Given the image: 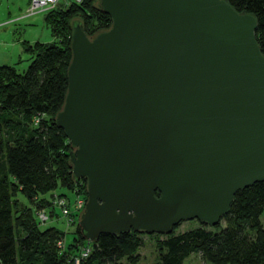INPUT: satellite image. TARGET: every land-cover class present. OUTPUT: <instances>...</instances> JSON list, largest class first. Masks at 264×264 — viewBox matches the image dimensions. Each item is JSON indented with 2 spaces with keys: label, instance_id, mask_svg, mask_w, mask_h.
Masks as SVG:
<instances>
[{
  "label": "water",
  "instance_id": "water-1",
  "mask_svg": "<svg viewBox=\"0 0 264 264\" xmlns=\"http://www.w3.org/2000/svg\"><path fill=\"white\" fill-rule=\"evenodd\" d=\"M72 20L54 114L85 179L83 236L213 225L234 192L264 179V56L256 20L226 0H97ZM229 264V263H222Z\"/></svg>",
  "mask_w": 264,
  "mask_h": 264
},
{
  "label": "trees",
  "instance_id": "trees-1",
  "mask_svg": "<svg viewBox=\"0 0 264 264\" xmlns=\"http://www.w3.org/2000/svg\"><path fill=\"white\" fill-rule=\"evenodd\" d=\"M226 1L254 16V37L264 56V0ZM43 12L54 40L27 44L31 56L21 72L0 64V264H75L84 245L89 251L76 264H135L132 253L141 244L137 231L99 233L88 240L77 223L78 212L70 221L74 234L65 242L63 230L41 225L32 216L34 200L53 211L54 194H43L58 185L79 190L85 200V179L75 180L71 173V146L54 114L66 88L71 21H79L89 35L110 23L97 0L58 4ZM17 191L29 202L21 209ZM220 219L224 224L218 229L199 222L158 241L165 249L161 264H181L190 252H199L211 264H264V179L237 189Z\"/></svg>",
  "mask_w": 264,
  "mask_h": 264
},
{
  "label": "rangeland",
  "instance_id": "rangeland-1",
  "mask_svg": "<svg viewBox=\"0 0 264 264\" xmlns=\"http://www.w3.org/2000/svg\"><path fill=\"white\" fill-rule=\"evenodd\" d=\"M26 4L27 0H0V64H10L19 72L26 68L30 60L31 53L25 49L27 44H31L34 41L46 42L54 40V36L50 32V27L43 18L44 12L38 11L24 15ZM76 191L79 192L77 189ZM61 192L65 193L64 196L68 199V205L70 206L75 198L76 192L62 186L58 185L53 190L44 193L43 196L49 198L51 194ZM15 196L19 200L17 202L18 208L21 209L24 207L22 204H29L27 199L19 191L16 192ZM34 201L30 204L32 216L37 217L36 212L44 209L48 213V218L41 222V225L57 226L64 231V241H69L74 234V223L66 224L58 205H55L52 211L50 207H43V204H40L37 200ZM82 208L79 210L77 217H79ZM218 224L216 226L206 225L205 228L209 230L218 229V226L223 225L224 221L220 219ZM200 225L195 218H192L180 220L166 234L139 232L137 236L140 238L141 244L132 253L135 264H161L160 256L165 249L158 244V241L164 239L169 234H175ZM181 264L211 263L204 259L199 252H190L182 260Z\"/></svg>",
  "mask_w": 264,
  "mask_h": 264
},
{
  "label": "built area",
  "instance_id": "built-area-1",
  "mask_svg": "<svg viewBox=\"0 0 264 264\" xmlns=\"http://www.w3.org/2000/svg\"><path fill=\"white\" fill-rule=\"evenodd\" d=\"M81 0H27V4L24 10V15H29L38 11L48 10L55 5H67L70 2H80ZM75 198L73 199L71 205H68V199L64 195L54 194L51 199V204L53 206L58 205L61 209V213L65 218L66 224L70 223L73 219V214L79 212V210L84 205V197L81 193L74 190ZM37 219L40 222L45 221L48 218V213L44 209H40L36 212ZM89 251V246L84 245L80 248L79 254L73 258V262L76 264L81 256H85Z\"/></svg>",
  "mask_w": 264,
  "mask_h": 264
}]
</instances>
